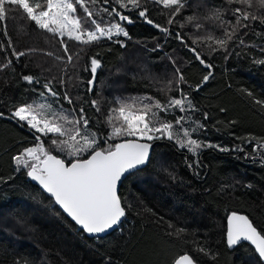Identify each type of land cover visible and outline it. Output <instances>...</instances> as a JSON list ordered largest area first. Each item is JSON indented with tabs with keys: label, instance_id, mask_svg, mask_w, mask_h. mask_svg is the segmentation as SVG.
Segmentation results:
<instances>
[{
	"label": "trees",
	"instance_id": "obj_1",
	"mask_svg": "<svg viewBox=\"0 0 264 264\" xmlns=\"http://www.w3.org/2000/svg\"><path fill=\"white\" fill-rule=\"evenodd\" d=\"M122 2L126 8L114 0L108 4L85 0L103 27L119 23L129 33L128 37L91 44L59 39L39 29L14 6L0 20V264H172L183 253L198 264H261L245 244L228 250L224 232L226 216L235 212L248 217L264 234V106L256 102L264 101V65L255 62L264 59V24L259 19L241 20L249 27L236 26L227 51L215 38L223 37L225 28L230 30L228 22L235 26L233 9L241 7L264 16V4L261 0H252L251 7L226 0H187L171 17V24L156 23L168 29L162 32L139 18L140 9L127 0ZM140 4L145 7L142 0ZM105 7H115L132 23L108 16ZM76 8V15L93 27L83 9ZM196 24L201 27L197 29ZM197 53L212 67L202 65L195 58ZM92 59L100 66L94 84L89 85ZM119 72L124 73L115 76ZM209 72L211 76L204 82ZM25 76L39 83L30 84ZM45 84L58 96L52 97ZM40 92L45 95L39 96ZM181 93L194 108L184 113L170 108L167 113L160 112L159 118L173 121L174 128L194 130L193 139L229 150L202 147L194 155L166 137L150 141L158 144L147 165L127 175L119 186L126 215L110 235L87 238L27 180V168L17 170L13 157L37 143L30 130L11 118L17 106L51 103L54 112L63 110L77 116L83 107L89 127L104 140L119 123L116 113L112 124L108 123L109 110L118 107L119 101L135 100L139 106L137 98L151 96L166 103ZM92 100L99 101V112L91 106ZM180 115L186 120L175 125V117ZM123 140L128 139L108 142ZM45 147L66 162L72 159L48 143ZM193 161L199 166L190 168ZM177 227L185 228L186 233L168 235ZM200 247L209 254L199 251Z\"/></svg>",
	"mask_w": 264,
	"mask_h": 264
},
{
	"label": "snow or ice",
	"instance_id": "obj_2",
	"mask_svg": "<svg viewBox=\"0 0 264 264\" xmlns=\"http://www.w3.org/2000/svg\"><path fill=\"white\" fill-rule=\"evenodd\" d=\"M103 2L108 4L110 0H103ZM114 2L122 8L127 7V4L123 3L122 0H114ZM151 2L169 10L166 14L169 15L168 23L171 24L173 22L171 17L178 14L186 6L187 0H151ZM226 2L248 7L252 5V0H226ZM92 3H96V0H92ZM127 3L135 9H140L138 15L147 23L159 28L162 32H168L167 28L156 24L149 18L148 8H141L140 0H127ZM261 3L264 4V0H261ZM76 5L83 9L86 18L91 21L93 27L86 26L85 21L76 15ZM13 6L22 10L27 19L39 29L60 36L67 34L69 39L82 44L98 42L100 38L105 36L108 39L114 35L129 36V33L119 23L111 24L105 29L86 6L85 0H39L35 3H30L29 0H0V20L5 19L8 8ZM103 11L110 17L116 16L121 21L132 23L127 15H122L115 7H105ZM232 11L236 16L235 26H232V22H228L230 30L225 28L223 37L215 38V43L225 51L228 50V41L232 40L237 32L236 26L249 27L248 24H241V20L255 21L259 19L260 23L264 24V16L250 14L241 7H236ZM162 14L165 13L162 12ZM215 15L217 19L220 18L219 10ZM188 20L193 22L194 18L189 17ZM196 27L199 29L201 25L196 24ZM177 37L181 38L183 42L179 33H177ZM209 39L213 38L209 37ZM243 42V40L240 41V43ZM191 50L196 51L194 48ZM65 51L67 52L66 46ZM19 55H23V53ZM195 58L206 68L212 67L199 53L196 54ZM68 59L71 61V56ZM255 62L264 65V59ZM99 66L98 60H91L93 79L88 81L89 85L94 84L95 73ZM177 73H179V69H177ZM210 76L211 72L204 75L203 81L207 82ZM24 79L30 84L39 83L33 81L31 76H25ZM179 81H184L182 74H179ZM43 87L52 97L58 96V93L48 84L43 85ZM91 90L90 87L89 91ZM44 95V92L39 93L41 97ZM64 99L69 104L72 103L71 98L67 95ZM137 100H139V106L135 100L132 103L119 101L118 107L109 110L108 123L112 124L113 113L117 114L116 119L119 120V123L112 126L111 135L104 140L98 138L97 133L89 127L90 119L86 116L83 107L79 108L78 116L65 114L63 110L59 113L54 112L51 103L47 105L26 103L15 107L12 112L11 118L17 120L21 127H27L33 131L34 139L38 142L32 147H25L20 154L13 157L17 170L20 167L27 168L28 177L37 181L54 198L55 203L62 208L63 212L79 225L84 233L89 235L106 234L118 227L122 218L125 217L126 210L118 195V185L127 178L126 174L149 162L152 147L150 143H141L138 142L139 140L152 141L166 136L180 148H187L194 155H197V149L202 147H219L220 151L229 150L193 139L191 132L194 130L174 128L173 121H164L159 118L160 112L167 113L170 108H177L180 113L192 110L194 106L186 94L181 93L179 97L169 98L166 103H161L160 100L151 96L137 98ZM144 100H147L148 103H144ZM256 102L264 106V101L257 100ZM91 106L96 111H100L99 101L92 100ZM45 108L48 111H44ZM75 111L74 109L73 112ZM50 115L51 119L49 118ZM0 116H3V113H0ZM185 120L186 117L180 115L175 117L174 123L175 125H182ZM181 130L183 136L180 135ZM42 137L49 139L45 141L42 140ZM117 137H135L136 140H125L119 143L108 142ZM46 143L54 146L57 151L67 152L72 159L66 162L64 159L58 158L57 155H53V149L45 147ZM236 150L241 151L242 149L237 147ZM193 164L199 166L197 161H193L189 167H193ZM172 227L173 225L169 224V228ZM185 233V228L177 227L174 232H170L168 235L179 237ZM226 241L229 248L242 245L245 241L250 242L258 254L259 261L264 262V234L257 230L248 217L237 215L235 212L228 217ZM199 251L205 255L209 254V251L203 247H200ZM25 264H27L26 261ZM172 264H198V262L194 261L188 253H183L174 258Z\"/></svg>",
	"mask_w": 264,
	"mask_h": 264
},
{
	"label": "water",
	"instance_id": "obj_3",
	"mask_svg": "<svg viewBox=\"0 0 264 264\" xmlns=\"http://www.w3.org/2000/svg\"><path fill=\"white\" fill-rule=\"evenodd\" d=\"M139 18H142V17H140L139 16ZM128 140H133V141H135L134 139H128ZM123 141H125V140H123ZM123 141H121V142H123ZM138 142H141V143H143V142H145V141H138ZM119 143V142H118ZM148 143H150L151 145H152V147H151V149H150V156H151V153H152V149L154 148V146H155V144H158V143H156V142H148ZM150 156H149V159H150ZM147 165V164H146ZM146 165H143V166H140L138 169H136V170H133L131 173H133V172H135V171H137V170H141V169H143ZM130 174V173H129ZM129 174H126V176L127 175H129ZM26 177H27V180L32 184V185H34L35 187H37L46 197H48L49 199H51L52 200V202H53V204H54V206L59 210V212L69 221V222H71L78 230H80L87 238H93V239H98V238H103V237H105V236H107V235H110L111 233H113L118 227H116V228H114L113 230H110L109 232H107L106 234H100V235H97V236H93V235H89V234H87V233H84L83 232V230L80 228V226L79 225H77L66 213H64L63 212V210H62V208L59 206V205H57L56 203H55V200H54V198L53 197H51V195L49 194V193H47L43 188H42V186H40L39 185V183L37 182V181H34V180H32L30 177H28V175H27V173H26ZM121 184V183H120ZM120 184L118 185V190H119V186H120ZM232 213H229L227 216H226V218H225V232H224V242H225V246H226V248L228 249V250H232L233 248H229L228 247V245H227V241H226V233H227V227H228V217L231 215ZM237 215H241V216H244V215H242V214H238V213H236ZM123 219V218H122ZM242 244H245V245H247L252 251H253V253L255 254V256L258 258V254L255 252V248H254V246L253 245H251V243L250 242H247V241H245V242H243ZM236 247V246H235ZM258 260H259V258H258ZM261 264H264V262H261Z\"/></svg>",
	"mask_w": 264,
	"mask_h": 264
},
{
	"label": "rangeland",
	"instance_id": "obj_4",
	"mask_svg": "<svg viewBox=\"0 0 264 264\" xmlns=\"http://www.w3.org/2000/svg\"><path fill=\"white\" fill-rule=\"evenodd\" d=\"M142 1H143V3H144V6L148 8V15H149L150 19H152L155 23L164 24V23H166V22L169 20V15L166 14V13H168L169 10H167V9H163L162 6H158V5L154 4V3H152L151 0H142ZM162 12L165 13V14H162ZM167 23H168V22H167ZM168 25H169V23H168ZM108 27H110V25H109V26H106V27H104V28L107 29ZM55 35H56L59 39H60V38L69 39L68 36H67V34H65L64 36H60V35H58V34H55ZM117 37L124 38L123 35H120V36H115V35H114L111 39H115V38H117ZM84 38L86 39L87 37L85 36ZM105 39H107V40H111V39H108L106 36L100 38V40H105ZM74 41H75V40H74ZM77 42H78V41H77ZM79 43H80V42H79ZM124 69H125V68H123L122 71H124ZM123 73H124V72L116 73V74H118V75H115V76L123 75ZM45 109H47V108H45ZM26 128H27V127H26ZM27 129H28V128H27ZM28 130H29V129H28ZM30 131H31V130H30ZM31 132H32V134H34L33 131H31ZM111 132H112V130H111ZM33 137H34V135H33ZM165 137H166V136H165ZM165 137H164V138H165ZM46 138H47V137H42V140L47 141ZM117 138H120V137H117ZM117 138H115V139H117ZM122 138H127V139H134V140H136L135 137H122ZM166 138H167V137H166ZM154 140H155V139H154ZM139 141H144V140H139ZM35 142H36V141H35ZM145 142H150V141H145ZM37 143H38V142H37Z\"/></svg>",
	"mask_w": 264,
	"mask_h": 264
}]
</instances>
